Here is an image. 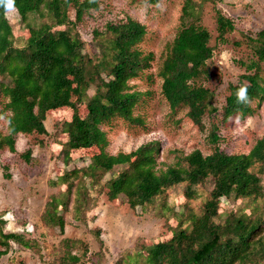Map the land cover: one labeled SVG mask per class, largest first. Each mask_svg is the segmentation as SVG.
<instances>
[{
    "label": "rangeland",
    "instance_id": "374dc122",
    "mask_svg": "<svg viewBox=\"0 0 264 264\" xmlns=\"http://www.w3.org/2000/svg\"><path fill=\"white\" fill-rule=\"evenodd\" d=\"M184 5H189L186 7L192 11L183 12ZM74 13L69 3L70 19L75 20ZM217 13L234 25L222 38L217 32ZM6 17L12 29L13 47L25 45L28 26L48 25L52 31L68 27L71 34L82 40V53L92 62L101 59V52L108 49V39L112 37L108 24L129 17L145 26L146 33L137 48L143 55L150 54L151 59L145 69L128 81L130 89L140 93L132 112L138 120L131 122L115 116L104 122L101 129L108 142L106 152H130L140 144L156 141L159 144L157 167L165 169L194 149L204 155L213 152L215 146L225 153H246L256 139L264 136V104L252 115L236 113L224 122L220 120L228 84L237 83L244 73L240 62L247 63L252 57L248 37L264 30V0H98L96 8L85 10L80 20L67 26H55L43 4L28 13L25 21L16 10L6 12ZM190 23L209 32L208 44L212 48L204 72L193 81L212 91L211 107L217 108L216 113L204 114L201 127L187 117L186 106L170 108L161 93L162 79L158 74L178 29ZM107 54L110 59V52ZM260 73L264 77V64ZM99 77L107 80V71L101 70ZM100 79L95 78L82 102L77 104L75 111L79 115L86 113L84 102L94 93ZM0 81L7 83L9 78L0 74ZM6 101L7 97L0 93V135L7 133L6 117L10 111L4 107ZM251 104L255 106V102ZM72 113L69 107L50 110L44 119L46 134L17 133L14 152L4 144L0 148V219H3L0 230L21 234L29 243L23 246L8 240L6 253L0 254V264H70L67 253L79 255L76 264H148L146 247L168 240L178 229H189V216L201 213L203 203L209 198L211 182L192 186L195 195L190 198L185 194L186 182L171 186L145 209L130 208L121 196L109 200L105 195V181L120 167L99 174L94 185L82 172L71 176L73 168L85 167L98 152L95 145L65 150L66 133L62 127ZM213 124H217L219 136L215 144L209 139ZM27 149L31 151L28 161L21 156ZM258 169V164L252 167L255 172ZM64 174L68 175L66 180ZM260 177L264 193V173ZM79 183L87 201L81 198L75 205V186ZM53 198L57 202V215L64 219L63 232L56 224L46 225L41 216L45 203ZM256 205L264 207V195L257 202L251 198L222 197L216 220L223 222L231 212L249 213ZM63 238L74 241L64 244ZM4 248L0 245V250Z\"/></svg>",
    "mask_w": 264,
    "mask_h": 264
},
{
    "label": "trees",
    "instance_id": "16d2710c",
    "mask_svg": "<svg viewBox=\"0 0 264 264\" xmlns=\"http://www.w3.org/2000/svg\"><path fill=\"white\" fill-rule=\"evenodd\" d=\"M69 3L74 7L75 20L67 15ZM40 4L49 10L55 26H67L80 20L85 10L96 8L98 0H14V8L22 21ZM186 6L189 5L183 6V12L192 11ZM6 12L0 5V74L9 78L7 83L0 81V93L7 97L4 107L10 111L6 117L7 133L0 135V148L4 144L14 152V135L17 133L46 134L44 119L47 112L69 107L73 113L62 127L66 133L65 150L70 152L92 145L98 149L85 167L73 168L71 176L82 172L94 185L99 174L120 167L105 181L107 199L121 196L130 208L145 209L171 186L186 182L185 194L190 198L195 195L192 186L211 182L209 198L203 203L201 213L189 216L191 227L178 229L168 240L146 247L148 264H264V207L256 205L249 213L231 212L223 222L216 220L220 198H251L257 202L264 195L260 177L264 173V136L256 139L246 153H225L215 146L213 152L204 155L194 149L165 169L157 167L159 144L156 141L140 144L130 152H106L108 142L101 125L115 116L131 122L138 120L132 112L140 93L131 90L128 81L145 69L151 59L150 54L143 55L137 48L146 33L145 26L129 17L108 24L107 30L112 35L108 39V49L101 52V59L92 62L82 53V40L71 34L68 27L52 31L48 25L28 26L25 45L13 47ZM216 24L219 38L234 28L232 21L220 13H217ZM209 39V32L201 26L193 23L182 26L158 71L162 79L161 93L170 108L186 106L187 117L199 127L203 125L206 112L216 113L217 110L211 107L212 91L193 82L204 72L206 60L211 58ZM248 41L252 57L247 63L240 62L244 73L237 83L227 86L228 93L220 111L221 122L236 113L252 115L264 104V77L260 73L264 64V30L248 37ZM101 48L103 50V46ZM107 52H110V59ZM101 70L107 71V80L99 77ZM96 77L101 79L95 85L94 93L84 102L86 113L79 115L75 108ZM243 84L248 85L250 103L246 105L238 104L235 95ZM252 102H255L254 107ZM217 128V124H213L209 131L213 144L219 139ZM30 153L27 149L21 156L28 161ZM256 164L259 165L258 172L252 170ZM67 177V174L63 175L64 180ZM75 188V205L81 198L86 202V193L80 191L81 184ZM53 200L45 203L41 216L46 225L56 224L63 232L64 219L57 215V202ZM1 220L0 224L3 223ZM0 236V245L5 247L0 254L6 253L8 240L23 246L29 244L21 234L14 232L0 230ZM73 241L63 238L64 244ZM79 260V255L67 253L70 264Z\"/></svg>",
    "mask_w": 264,
    "mask_h": 264
},
{
    "label": "clouds",
    "instance_id": "9594fccd",
    "mask_svg": "<svg viewBox=\"0 0 264 264\" xmlns=\"http://www.w3.org/2000/svg\"><path fill=\"white\" fill-rule=\"evenodd\" d=\"M0 5L4 6L7 12H12L15 10L14 8V0H0ZM236 101L238 104H249V96H248V85H241L236 93Z\"/></svg>",
    "mask_w": 264,
    "mask_h": 264
}]
</instances>
